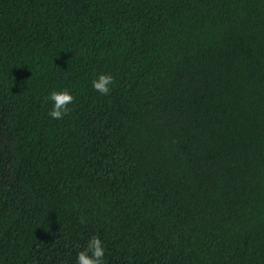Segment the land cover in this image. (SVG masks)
Returning <instances> with one entry per match:
<instances>
[{
    "label": "trees",
    "instance_id": "trees-1",
    "mask_svg": "<svg viewBox=\"0 0 264 264\" xmlns=\"http://www.w3.org/2000/svg\"><path fill=\"white\" fill-rule=\"evenodd\" d=\"M94 236L105 264H264V0H0V264Z\"/></svg>",
    "mask_w": 264,
    "mask_h": 264
},
{
    "label": "clouds",
    "instance_id": "clouds-1",
    "mask_svg": "<svg viewBox=\"0 0 264 264\" xmlns=\"http://www.w3.org/2000/svg\"><path fill=\"white\" fill-rule=\"evenodd\" d=\"M115 77L108 72H100L92 82V88L100 95H107L112 91ZM47 99L52 102L51 109L48 113L53 119H60L70 109V104L75 99V93L68 89L52 90L49 92ZM105 246L99 236L90 238L86 246L77 253L76 264H105Z\"/></svg>",
    "mask_w": 264,
    "mask_h": 264
}]
</instances>
